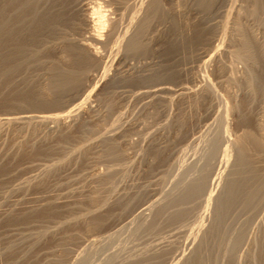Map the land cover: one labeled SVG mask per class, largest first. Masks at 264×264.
Segmentation results:
<instances>
[{"label":"rangeland","instance_id":"rangeland-1","mask_svg":"<svg viewBox=\"0 0 264 264\" xmlns=\"http://www.w3.org/2000/svg\"><path fill=\"white\" fill-rule=\"evenodd\" d=\"M131 1L82 0L89 20L71 14L47 39L75 40L93 58L67 97L47 89L53 66L72 54L47 46L0 96V264H264V154L239 167L236 147L246 137L264 146V0H211L208 15L194 0H160L153 48L134 56L127 38L155 0ZM175 13L191 39L193 24L202 30L180 51L162 44ZM214 142L217 179L201 209L174 219L176 183L205 166ZM246 177L260 192L215 228V200Z\"/></svg>","mask_w":264,"mask_h":264},{"label":"bare ground","instance_id":"bare-ground-1","mask_svg":"<svg viewBox=\"0 0 264 264\" xmlns=\"http://www.w3.org/2000/svg\"><path fill=\"white\" fill-rule=\"evenodd\" d=\"M79 1H76V0H0V96L4 93L5 90H7V89L9 90V88L11 87V83L15 77H18V76L23 75V74L26 75V73L29 71L30 64H33L35 62H39V60L37 59V57L40 56L39 51H41V47L47 46V47H49L48 49H46L47 52H51L52 50H55L56 48H64V50L66 52H69V54L70 53L72 54L71 56L69 55L67 60L64 62L63 66H61V64L57 63V65H56L54 63L55 66H53V69L51 71L52 72V75L50 77L51 80H50V84L48 85V89H47V93L50 94V93H53V91L56 88H58L62 92L61 98L64 99L65 97H67V90H68L69 86H73V84L76 81H78V79L80 78L79 75L82 74L80 71L81 68L82 69L84 68L87 70L89 67L88 66L89 61L92 60L93 58L91 59V57L89 56V53L85 50L84 45H81L79 42H77L75 40L74 41L68 40V42H64L61 45H54L53 47L52 46L50 47L49 45H47L45 43H49V40L47 41L48 38L59 34L58 33V26L61 25L65 20L67 21V19H69V16L71 14L72 15L73 14H80L83 19H85L87 21L89 20L88 15H87V11H86V9L88 7L87 8L85 7L86 9L84 8V10H83L80 7L82 0L80 2ZM132 1H134V0H132ZM132 1H131V4L133 3ZM135 1H137V0H135ZM159 1L160 0H155L153 3L151 2L149 7L147 8V10L144 9L145 10L144 15H142L143 13L142 14L139 13L140 15H142L141 16L142 18L139 20V22L135 26L136 29L133 28L135 31L133 33H131V35H129L128 33H127V35H125L126 37L128 35L130 36L127 38L128 39L127 45H125L122 42V44H124L126 46V50H125V47L124 48L122 47V48L125 51H127V53L132 54L134 56L136 54H146L145 52H148V50L150 48L149 45H151V36L150 35H152L151 32L149 33V30L151 29V27L153 25V20L155 18L157 20L158 17L160 18L163 14H165V11L163 10V8L161 6L162 3L160 4L161 1L160 2ZM194 1L196 2V5L200 9L202 8L206 12L209 11L211 0H194ZM128 3H129V1H128ZM137 4H138V2H137ZM77 5L79 6V11H77ZM142 5H143V3H142ZM132 6L136 7L134 5H132ZM140 6L141 5H139L138 7H140ZM131 7H128V8L131 11L130 15H133V12H132L133 9ZM122 8H124V7H122ZM125 9H127V7L124 8V11L126 13ZM139 9H141V7ZM128 10H127V12H128ZM141 11H139V12H141ZM83 12H85V13L83 14ZM122 12H123V10H121V13ZM137 12H138V10H137ZM134 13H136V12L134 11ZM122 14H124V12ZM122 14H120V17ZM208 14H209V12L207 13V15ZM128 15H127V17H128ZM173 16H174L173 18L171 16V20H172L171 26L172 27L170 29V34L168 33L167 36L165 35L166 38L164 37V39L162 40V44L165 46L167 45V47H166L167 50L170 49V51H180L181 49H184L186 46H189L192 42L195 43V41L197 39L196 37L197 36L199 37V34L201 33L200 31H202L198 27V25H201V24H198V22L193 24V35H194V37H192V39H191L192 34H190V28H189L190 26H186L185 24L182 26L181 24H178L176 22V18H177L176 13ZM130 17H128L129 20L133 19L135 16L132 17L131 19H130ZM136 17H137V15H136ZM136 17H135V19H137ZM128 18H127V20H128ZM122 20L120 22H122ZM68 23H69V21H68ZM128 23H130V22H128ZM124 24L125 23L123 22V25ZM118 27H117V30H118ZM119 30H120V28H119ZM123 30H124V28H123ZM129 30H128V32H129ZM124 32H126V30H124ZM114 34H113V36H114ZM110 35H109V39H111ZM118 35L120 36V34H118ZM187 36H188V38H187ZM118 37L116 38V40L118 39ZM51 39H53V38H51ZM90 39L93 42H96V43L99 42L98 38H96L95 36H91ZM110 43H111V41H110ZM116 43H118V41ZM119 43L121 44V42H119ZM157 44H159L158 41L154 45H157ZM112 45H113V43H112ZM115 45H113V46H115ZM151 46L153 48V45H151ZM119 47H120V45H119ZM116 49H117L116 47H115V50H113V51H111V49H110L109 52L114 53L115 51H117ZM44 52H46V51H44ZM82 52H84V53H82ZM117 53H118V51L115 54H117ZM120 53H122V52H120ZM123 53H124V51H123ZM46 54H48V53H46ZM206 56H207L206 53H201L199 55V58L204 59V58H206ZM61 63H63V62H61ZM122 66H121V69L126 68V70L129 71L128 65L125 64L123 67ZM151 67H153V65H147L144 69H141V70L138 69L139 71H137V72L143 73V72H145L146 68H151ZM117 68H118V66H117ZM86 72H83V73L85 74ZM21 73H23V74H21ZM24 75H23V77L20 76L22 78L21 80H23ZM115 77H117V76H115ZM153 77H155V76H152V78ZM140 79L142 81H144L147 78L145 79V77H140ZM115 80H118V79H115ZM115 80H113V82H116ZM262 91H264V90H262ZM46 126H50V125L48 124ZM216 145L217 144L215 142L213 144L211 143L209 146V150L207 148L209 153L207 152V150L205 151L208 153L206 156L207 159L205 160L206 163L202 162V159H201V161H198L199 159H196L198 163L201 162L200 164H203V163L205 164V166L203 165L204 166L203 168L200 169L198 167H192V168L186 169L187 172L185 169L182 168L186 172V174H184L183 177L180 176V178L182 177L180 180L177 179V180H179V182L176 183L177 185H175L176 187L174 190L178 191V194L172 199L171 205L169 206V209H168V212L171 214V216L174 219H178L181 222L184 221L188 215L190 216V211L193 209V207L196 206V203L198 204V208H200L199 202L201 204V200L203 199V197H205V192H206L207 186L210 185V184L208 185V183L210 182L209 178L212 177V175H210V174H212L213 171L215 170L214 169L212 171L213 160H215L216 157L218 156V152L214 153ZM236 147H238V153H239V158H238V166L239 167L245 166V167H248L250 169L251 163H252V157H254V155L264 154V146H259L258 142L252 137H246L243 140V142L239 146L237 145ZM109 150L110 151H108V152L113 153L111 149H109ZM194 151H196V150H194ZM204 154H206V153H204ZM194 158H195V156H194ZM254 158H256V157H254ZM188 161L189 160H187V163L186 162L185 163L188 164L190 167V164H189L190 162L188 163ZM203 161H204V158H203ZM116 162H117V160H116ZM182 162H183V160H182ZM191 162H192V160H191ZM224 162H226V161H224ZM111 163H113V162H111ZM113 164L116 165L115 163H113ZM177 165H180V164L177 163ZM175 167H174V169H175ZM180 167H182V165ZM184 167L186 168L185 164H184ZM176 168H178V167H176ZM172 169H173V167H172ZM175 170H177V169H175ZM179 170H180V168H179ZM169 171H171V169ZM211 171H212V173H211ZM177 172H179V171H177ZM217 175L215 173L216 179H217ZM212 179H215V177H212L211 180ZM216 182H214V183H216ZM254 183H256V182H254ZM260 190H259V188L255 189L253 182L251 181L250 177L243 178L239 182L237 180L236 181H230L227 185L226 191L224 192L225 193L224 196L219 195L221 198L218 197L217 200H215V202L218 201L216 209H215V217H216V224L214 223L215 228L216 227L218 228L219 225H222L221 223L224 221V218L226 217L229 210H231V208L235 204L240 203L241 198L244 197V202H248V201L250 202V200H252L253 196L256 195V193L258 194L260 192ZM209 192H211V191H209ZM207 196H208L207 198H209V193ZM207 198H206V200H207ZM194 204H195V206H193ZM214 205H215V203H214ZM146 206H148V205H146ZM194 211L196 213V210H194ZM191 214H192V212H191ZM189 218H191V217H189ZM190 222H191V220H190ZM213 222H214V220H213ZM191 224H193V223L191 222ZM213 231H214V229H213ZM211 232H212V230H211ZM91 238H93V237H91ZM88 241H90V240H88ZM93 241H95V240H93ZM187 245L190 246L189 244H187ZM262 247H264V245H262ZM12 248L13 247L9 245V247L7 249L9 251ZM262 252H264V251H262ZM93 261H97V260L93 259ZM198 261L200 263V261H201L200 256L198 257ZM182 263H185V262H182ZM147 264H149V263H147Z\"/></svg>","mask_w":264,"mask_h":264}]
</instances>
